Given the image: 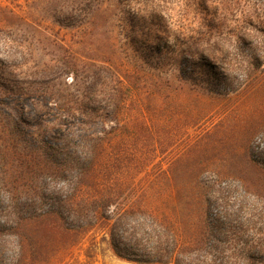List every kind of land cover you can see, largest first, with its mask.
<instances>
[{"label": "rangeland", "instance_id": "rangeland-1", "mask_svg": "<svg viewBox=\"0 0 264 264\" xmlns=\"http://www.w3.org/2000/svg\"><path fill=\"white\" fill-rule=\"evenodd\" d=\"M0 70V264H161L128 210L264 264V0H0Z\"/></svg>", "mask_w": 264, "mask_h": 264}, {"label": "trees", "instance_id": "trees-1", "mask_svg": "<svg viewBox=\"0 0 264 264\" xmlns=\"http://www.w3.org/2000/svg\"><path fill=\"white\" fill-rule=\"evenodd\" d=\"M203 40V38H200L194 41L193 45L189 47V52L201 56ZM2 72L0 70V74ZM11 89H5L4 93L0 94V100L3 95L12 94L13 91ZM19 96L21 97V95ZM27 96H34L36 99L39 97V95L35 96L31 94H27ZM66 115L69 114L66 113ZM109 219L111 221L108 230V240L111 248L117 255L130 260L161 264H221V261H216V259L220 257L223 260L224 257H228L225 254L230 249H228L227 245H215L213 249L215 258L210 261H208L206 255L207 249L198 248L191 250L188 247H181L172 228L147 212L128 210L116 213ZM230 220L226 222L220 218H216L213 223L215 227L222 229L223 232L232 228L236 229L235 231L240 233V235H236L235 237L246 244L248 240L242 236L247 230V223L244 224L233 218H230ZM207 223L209 224V221ZM228 238L231 239V237L224 234L220 242L227 243L229 241ZM255 250L251 245L233 249L232 253L236 254L235 262L238 263L240 259L247 258V261L242 264H252L249 259Z\"/></svg>", "mask_w": 264, "mask_h": 264}]
</instances>
